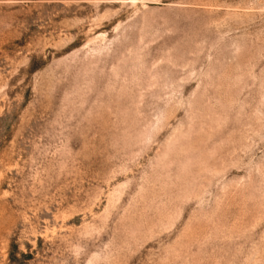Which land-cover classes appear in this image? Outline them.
I'll use <instances>...</instances> for the list:
<instances>
[{
    "label": "rangeland",
    "instance_id": "1",
    "mask_svg": "<svg viewBox=\"0 0 264 264\" xmlns=\"http://www.w3.org/2000/svg\"><path fill=\"white\" fill-rule=\"evenodd\" d=\"M0 264H264V0H0Z\"/></svg>",
    "mask_w": 264,
    "mask_h": 264
}]
</instances>
